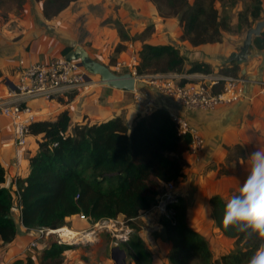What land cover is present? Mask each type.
<instances>
[{
    "label": "trees",
    "instance_id": "1",
    "mask_svg": "<svg viewBox=\"0 0 264 264\" xmlns=\"http://www.w3.org/2000/svg\"><path fill=\"white\" fill-rule=\"evenodd\" d=\"M73 1L44 0L43 16L54 17ZM148 1L162 18L178 20L180 39L191 46L219 43L223 33L230 31L228 18L221 16L215 6L216 3L222 5V0ZM249 2L244 10L246 15L241 19L247 30V19L258 22L262 13V0ZM117 35L121 42L129 39L120 27ZM118 45L115 52H119ZM250 48L264 51V29L253 37ZM137 60L135 69L139 76L183 74L186 64V74L212 73L208 64L188 62L179 49L171 45L142 44ZM238 68L237 63L225 59L219 73L239 77ZM26 134L40 136L38 150L28 159L27 176L15 181V197L3 186L5 171L0 165L1 244L11 243L18 233L10 215L15 199L20 223L27 231L56 230L63 227L67 219L79 215L91 224L122 216L132 226L136 217L156 205L165 184L175 185L182 177L186 165L183 154L190 141L188 136L177 134L174 122L164 108H156L144 117L137 116L130 126L119 117L92 125L71 123L69 112L64 110L53 120L32 122L26 127ZM234 150L242 158L241 148L236 146ZM227 200L218 196L209 200L215 227L225 238L233 240L234 247L214 260L206 240L187 223L182 200L177 198L169 205L171 214L159 219L170 243L169 264H193L194 261L200 264H248L249 258L264 242L231 226L223 228V208ZM56 241L46 240L40 248L38 264H72L64 261V252L71 246ZM125 245L134 264L151 263V256L137 234L125 240ZM11 264L35 263L27 256Z\"/></svg>",
    "mask_w": 264,
    "mask_h": 264
},
{
    "label": "crops",
    "instance_id": "2",
    "mask_svg": "<svg viewBox=\"0 0 264 264\" xmlns=\"http://www.w3.org/2000/svg\"><path fill=\"white\" fill-rule=\"evenodd\" d=\"M43 2L44 0H0L2 96L16 82L20 61L28 64L46 62L60 56L70 58L78 47L84 49L90 59L107 65L109 56L118 44L125 46L117 52L120 58H137L142 44L171 45L179 49L188 62H203L210 68L218 65L221 68L222 62L232 52L239 51L240 47L237 42L234 44L228 41L226 33H223L219 43L191 46L186 40L180 39L178 20L161 18L159 21L155 6L148 0H75L51 18L43 16ZM113 21L123 26L130 35L137 34V30L145 26H152L154 33L150 38L139 41L136 47L135 43H130L132 40L120 41ZM134 49L135 55L132 54ZM257 53V57L239 65V70L245 71L242 76L244 97L213 111L183 109L177 102L143 82L137 83V89L144 91L146 97L137 102L132 92L107 87L97 76L90 74L89 84L82 90L66 92L48 103L25 98L23 104L31 107L37 120H53L58 113L67 110L71 123L77 124H99L119 117L130 126L134 118L144 117L156 108H164L185 119L199 130L204 146L198 155L183 154L186 165L172 194L182 200L186 208L187 223L208 245L216 239L231 247L233 240L225 238L215 227L211 208L208 206L213 196L227 200L237 192L240 182L247 174L246 165L241 160L246 161L254 151L264 147V51ZM214 59L218 60L217 64ZM187 69L186 64L183 74L188 77L190 74H186ZM147 101L150 103L149 110L146 108ZM39 138L40 136L28 135L26 145L15 148L9 119L0 116V165L5 171L3 186L13 196L16 192V179L24 178L29 173L28 159L36 154ZM236 146L241 148L242 158L234 155ZM221 165H224L225 171L219 174ZM16 212L20 216L17 208ZM147 212L141 213L137 218H143ZM73 218L77 217H72L71 220ZM79 227L82 228L80 224L74 225L75 232ZM17 230L11 243H0V264H11L31 256L32 252L27 251V247L34 238V230L27 231L21 223L17 224ZM135 234L147 249L145 241L143 242L144 235ZM166 249L167 258L170 243L166 245ZM149 254L152 263L162 261V254L157 251L153 250Z\"/></svg>",
    "mask_w": 264,
    "mask_h": 264
},
{
    "label": "built area",
    "instance_id": "3",
    "mask_svg": "<svg viewBox=\"0 0 264 264\" xmlns=\"http://www.w3.org/2000/svg\"><path fill=\"white\" fill-rule=\"evenodd\" d=\"M126 60H117L113 67V73L119 74L121 68H129L136 82L135 90L132 92L137 102L144 100L146 93L137 89V83L143 82L152 86L160 94L174 100L183 109L213 111L218 107L230 105L244 97L243 78L221 73H198L190 74H152L139 76L136 73L137 58L130 57ZM19 75L12 88L6 95H0V116L9 119V126L14 138V147L22 148L26 145V127L36 121L37 116L29 105L23 104L25 98L41 100L48 103L66 92L82 90L89 84V74L78 66V61L66 57H55L46 62L18 64ZM182 81H185L183 84ZM150 103L146 102L149 110ZM169 116L174 122L178 135L189 137V146L186 153L198 155L204 146V139L199 130L189 124L185 119L169 111ZM174 184L164 185L165 193L158 197L154 209L163 216L171 214L169 205L174 204L177 197L172 194ZM16 211V208L13 207ZM168 212V214H166ZM80 221L89 222L83 215L77 216ZM111 222V220H107ZM106 220H100L92 224L93 228L104 225ZM91 225V226H92ZM92 228V229H93ZM61 229V228H60ZM56 230L35 229L34 238L28 244L27 251L36 248L39 239L50 235H57L58 244H66ZM93 232V231H92ZM132 229L127 228L123 233V240L129 239L128 234Z\"/></svg>",
    "mask_w": 264,
    "mask_h": 264
},
{
    "label": "rangeland",
    "instance_id": "4",
    "mask_svg": "<svg viewBox=\"0 0 264 264\" xmlns=\"http://www.w3.org/2000/svg\"><path fill=\"white\" fill-rule=\"evenodd\" d=\"M249 5H250L249 0H222V5L221 3L215 4L220 15L227 17L229 20L230 31L225 32L227 36V40L234 44L237 42L240 46L243 42L245 31L247 30L245 25L242 23L241 19L242 17H245L246 14L244 13V10L247 9ZM241 14H243V16H241ZM158 16L160 18L159 19L160 21L162 17L159 14ZM260 20H264V0H262V13ZM247 21L249 28H253L256 22L251 21L249 18L247 19ZM112 23L113 26L116 28V31L120 27L122 31L125 34H127V31L123 28V26L119 25L117 22L114 21ZM137 31L138 33L134 35L127 34L129 39L126 40V42H130L132 40L130 43H135L136 47L138 46L139 41L145 38L146 39L150 38L151 35L154 33V29L152 26H145L144 28L142 27L140 30ZM118 46H119L118 51L125 48V46L121 44ZM116 47L117 45L115 46L113 53L109 56V60L107 64L108 68L111 71L113 70L114 64L118 59L129 61L128 59L130 58V56L123 58L118 57L117 52L115 53ZM135 51H136L135 49L132 51L133 55L136 54ZM217 62L218 60L216 61L214 59V63L217 64ZM137 65H138V60H137ZM219 67H220L219 65L216 66L215 68L212 67L211 70L214 69L212 70V73L215 72L218 73ZM128 71L129 68H121L119 74H123ZM238 76H240V72L238 73ZM238 154H239L238 151L235 150L234 155L237 156ZM224 171H225L224 165L223 166L221 165V168L219 169V174H222ZM160 193L161 194L159 195V197L163 193H165L164 187ZM166 214H168V212H166ZM162 216L163 215L161 213H159L154 209V207H152L150 210H148L147 214L142 216L143 218L136 217L131 222L133 228L131 225L125 222L122 216H118L116 219L111 220V222L106 220V223L104 225H100L99 227L96 228H93L91 222L80 221L77 218H73L71 220L70 218L65 221V225L61 228H68L69 230L75 232L74 225L80 224L82 228L80 229L79 227L76 233L83 234L85 232L93 231V234H92V238L89 240L81 239L80 235L78 236L76 235L77 237L75 236V239L77 238L80 239L77 242L68 239H66V241L64 240V242H66L65 245L71 246V249L64 252V261L65 263H72V264H134L131 260L130 253L125 245V241L123 240V238H121L123 233L127 231V228L129 229L131 228L132 232L128 234V237H131V235L134 234L135 232L142 233L144 235L143 242L145 241L144 243L147 245L146 250L148 251V253L154 250L155 252L157 251L158 253L162 254L161 262L152 263L151 261L150 264H169L166 258L167 256L166 245L169 242L166 240L164 233L162 231V227L159 224V219ZM47 239H49L50 241L52 239L58 240L59 238L57 235H50L47 238L39 239L37 241V246L36 248L31 250L32 254L30 256V257H34L33 260L34 262H36L35 264H38V259H39L38 255L40 252V248H42V246L46 243ZM208 246L211 247L210 250L212 253V260H214L215 257H217L218 259L221 255L226 254L234 249L233 244L231 247H229L225 245V243L222 244L220 242H217L216 239H214V242H211L210 245ZM114 248L122 250L125 256L122 257L120 254L114 252L113 253L114 259H112V249ZM193 264H200V262L194 261Z\"/></svg>",
    "mask_w": 264,
    "mask_h": 264
},
{
    "label": "clouds",
    "instance_id": "5",
    "mask_svg": "<svg viewBox=\"0 0 264 264\" xmlns=\"http://www.w3.org/2000/svg\"><path fill=\"white\" fill-rule=\"evenodd\" d=\"M241 162L246 165L247 174L237 193L225 202L222 225L264 242V147ZM248 264H264V243L249 258Z\"/></svg>",
    "mask_w": 264,
    "mask_h": 264
},
{
    "label": "water",
    "instance_id": "6",
    "mask_svg": "<svg viewBox=\"0 0 264 264\" xmlns=\"http://www.w3.org/2000/svg\"><path fill=\"white\" fill-rule=\"evenodd\" d=\"M264 29V20H260L255 23L253 28H249L244 35L243 42L239 47L238 52H232L226 60L229 62H235L238 65H242L249 61L250 59L257 57L258 53L256 50L251 49L253 37H256ZM71 60L78 61V66L82 67L88 74L97 76L100 82L110 88L117 90H124L127 92H133L136 87V82L130 73L115 74L113 73L107 65L94 61L88 57L87 52L82 48H76L74 54L70 57ZM241 77L245 75V71H240ZM10 215L13 218L15 224L20 223V218L14 209H11ZM116 252L122 257L125 256L122 250L117 248L112 249V259L113 253Z\"/></svg>",
    "mask_w": 264,
    "mask_h": 264
},
{
    "label": "bare ground",
    "instance_id": "7",
    "mask_svg": "<svg viewBox=\"0 0 264 264\" xmlns=\"http://www.w3.org/2000/svg\"><path fill=\"white\" fill-rule=\"evenodd\" d=\"M57 233L60 234V237L66 241V239L68 240H74V242H77L79 241L80 239H75V236L77 235H80L81 236V239H84V240H89L92 238V234L93 232L92 231H89V232H85L83 234H80V233H76V232H73L71 230H69L68 228H61L59 230L56 231ZM76 236V237H77ZM65 238V239H64ZM80 238V237H79ZM122 238V237H121ZM68 242V241H67ZM70 243V242H69Z\"/></svg>",
    "mask_w": 264,
    "mask_h": 264
}]
</instances>
